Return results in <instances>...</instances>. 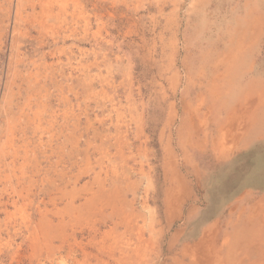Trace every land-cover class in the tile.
<instances>
[{
  "label": "rangeland",
  "instance_id": "obj_1",
  "mask_svg": "<svg viewBox=\"0 0 264 264\" xmlns=\"http://www.w3.org/2000/svg\"><path fill=\"white\" fill-rule=\"evenodd\" d=\"M253 73L264 0H0V264H264L199 162Z\"/></svg>",
  "mask_w": 264,
  "mask_h": 264
},
{
  "label": "crops",
  "instance_id": "obj_2",
  "mask_svg": "<svg viewBox=\"0 0 264 264\" xmlns=\"http://www.w3.org/2000/svg\"><path fill=\"white\" fill-rule=\"evenodd\" d=\"M238 77L229 96L230 114H221L222 129L211 128L205 143H200L204 152L199 162L214 163L212 192L230 195L223 203L228 212L220 219L237 227L234 237L241 244L264 240V228L256 230L264 227V73ZM220 135H224V143L213 139ZM248 249L246 245L237 255V264H247L254 257V251L251 255Z\"/></svg>",
  "mask_w": 264,
  "mask_h": 264
},
{
  "label": "bare ground",
  "instance_id": "obj_3",
  "mask_svg": "<svg viewBox=\"0 0 264 264\" xmlns=\"http://www.w3.org/2000/svg\"><path fill=\"white\" fill-rule=\"evenodd\" d=\"M29 111V110H28ZM51 112V111H50ZM24 116V115H23ZM22 118V117H21ZM16 119V118H15ZM26 120V119H25ZM34 129V128H33ZM38 129V128H37ZM41 135V134H40ZM1 149H2V147H1ZM16 153V152H15ZM10 154V153H9ZM8 155V154H7ZM14 155V154H13ZM5 156V155H4ZM9 163V162H8ZM23 166V165H22ZM5 168V167H4ZM11 169V168H10ZM2 175V174H1ZM4 177H5V175H4ZM23 177V176H22ZM17 180V179H16ZM8 181V180H7ZM20 183V182H19ZM1 188V187H0ZM14 195V194H13ZM15 196V195H14ZM18 197V196H17ZM9 200V199H8ZM17 201V200H16ZM12 203V202H11ZM16 203V202H15ZM11 206V205H10ZM2 207V206H1ZM8 207V206H7ZM5 212H6V210H5ZM4 212V213H5ZM6 215V214H5ZM9 218V217H8ZM4 226V225H3ZM8 230V229H7Z\"/></svg>",
  "mask_w": 264,
  "mask_h": 264
}]
</instances>
